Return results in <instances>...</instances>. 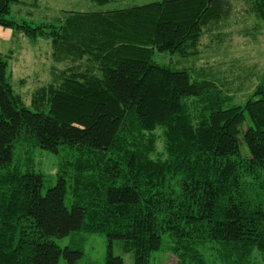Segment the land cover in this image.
Instances as JSON below:
<instances>
[{
	"label": "trees",
	"instance_id": "obj_1",
	"mask_svg": "<svg viewBox=\"0 0 264 264\" xmlns=\"http://www.w3.org/2000/svg\"><path fill=\"white\" fill-rule=\"evenodd\" d=\"M243 1L264 26V0ZM21 2L0 0V26L51 39L63 67L27 103L0 53V264H78L82 248L59 243L78 231L106 237L104 264H124L115 244L151 264L165 237L176 264H208L206 247L264 264V76L245 100L244 80L229 94L186 63L232 0L67 10L40 25L9 17ZM62 146L47 186L35 153Z\"/></svg>",
	"mask_w": 264,
	"mask_h": 264
},
{
	"label": "rangeland",
	"instance_id": "obj_2",
	"mask_svg": "<svg viewBox=\"0 0 264 264\" xmlns=\"http://www.w3.org/2000/svg\"><path fill=\"white\" fill-rule=\"evenodd\" d=\"M160 0H108L98 3L94 0H23L12 6L10 16L18 21L25 20L31 25L45 23L56 24L65 14V11L101 12L112 11L135 5H145L149 2ZM233 10L229 17L222 21L213 34L207 33L201 39L198 48L199 53L187 59L198 70L212 73L218 84L225 83L229 94L237 85H243L248 94H244L245 100L250 95L254 86L264 76V26L252 9L250 3L243 0H232ZM8 55L9 71L12 75L11 82L17 93H20L28 103L32 92L52 81L53 67L62 68L63 64L56 63L52 58L53 46L51 39L38 38L30 40L23 33L0 26V53ZM158 55L160 53H157ZM164 56L160 54L161 58ZM174 59H179L177 54ZM164 60V59H162ZM185 63V64H186ZM225 88V87H224ZM233 95V94H231ZM238 97L243 98L242 91ZM244 102V101H243ZM158 139L153 151L155 158L163 157L165 144H163L160 130L157 131ZM56 154L44 150L35 153V170L46 174L47 186L52 185V174L56 173L58 160L63 153ZM24 154L21 157L24 159ZM19 155L16 154L15 163H18ZM24 167H27L24 165ZM163 247L153 255L151 264H176L174 257L164 238ZM62 247L77 245L82 248L83 255L78 264H104L107 253V239L103 235L77 233L59 240ZM114 254L124 260V264H135L132 252H126L114 245ZM208 264H224L215 251L206 247L204 250Z\"/></svg>",
	"mask_w": 264,
	"mask_h": 264
}]
</instances>
